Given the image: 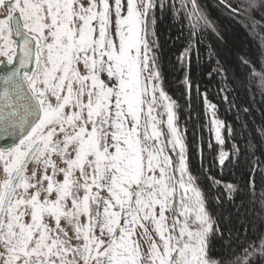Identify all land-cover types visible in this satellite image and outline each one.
<instances>
[{"label": "snow or ice", "instance_id": "6c2138e0", "mask_svg": "<svg viewBox=\"0 0 264 264\" xmlns=\"http://www.w3.org/2000/svg\"><path fill=\"white\" fill-rule=\"evenodd\" d=\"M167 16L187 21L188 95L205 32L234 25L264 56V0H0V264H264V111L258 142L217 149L235 139L219 107L246 126L240 91L264 103V64L210 57L221 104L195 86L215 143L193 174L157 56Z\"/></svg>", "mask_w": 264, "mask_h": 264}, {"label": "trees", "instance_id": "16d2710c", "mask_svg": "<svg viewBox=\"0 0 264 264\" xmlns=\"http://www.w3.org/2000/svg\"><path fill=\"white\" fill-rule=\"evenodd\" d=\"M203 2L215 4V0H203ZM156 33V42L159 45L157 56L159 58L164 90L180 106L177 109V113L181 129H187L185 142L188 145L189 170L196 174L197 171L202 170V164L203 168H207L209 161L213 158V153L209 151L208 144L215 143V140L211 131L210 115L207 114V109L198 98L195 86L199 85L201 92L207 90L209 98L218 105L221 104L219 97L216 96L220 78L211 79L208 75L209 71L215 67L210 57L215 51H220L222 56H226L231 61L234 73L245 74L244 70L239 67L237 58L247 54L257 61L256 71L259 72L261 64H264V56H260L258 50L261 37H250L234 25L228 27V34L225 36L224 42H218L216 36L205 32L201 37L202 42L198 49L192 53V64L195 71L191 73V79L194 86L192 93L188 95L185 93L182 84L185 73L181 71L180 62L181 53L184 52L187 46V41L185 40L188 35L187 21H185L184 25H181L173 20L171 16L160 17L156 23ZM197 51L199 54L198 59ZM240 96L242 103L248 104L252 102V106L255 109L253 116L247 118V125L245 126V118L241 117L237 120L234 109L228 110L226 104L219 107L218 116L235 129V139L225 131V144L222 146L217 145L218 150L222 149L227 152L237 144L243 148L250 137H255L257 142L260 138L261 112L264 111V103L261 102L260 92L258 89L256 90L254 102L250 101V94H245L243 90L240 91ZM223 175L227 179L232 178L227 169ZM217 178H219V174ZM203 179L204 177L201 176V181Z\"/></svg>", "mask_w": 264, "mask_h": 264}]
</instances>
